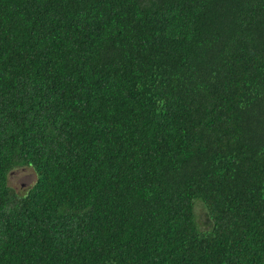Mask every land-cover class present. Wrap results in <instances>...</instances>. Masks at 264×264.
<instances>
[{
  "label": "trees",
  "instance_id": "16d2710c",
  "mask_svg": "<svg viewBox=\"0 0 264 264\" xmlns=\"http://www.w3.org/2000/svg\"><path fill=\"white\" fill-rule=\"evenodd\" d=\"M0 264H264V0H0Z\"/></svg>",
  "mask_w": 264,
  "mask_h": 264
},
{
  "label": "rangeland",
  "instance_id": "374dc122",
  "mask_svg": "<svg viewBox=\"0 0 264 264\" xmlns=\"http://www.w3.org/2000/svg\"><path fill=\"white\" fill-rule=\"evenodd\" d=\"M36 172L29 167H20L13 170L9 175V186L19 194H25L37 181ZM201 223H205V214L202 206L197 207Z\"/></svg>",
  "mask_w": 264,
  "mask_h": 264
}]
</instances>
